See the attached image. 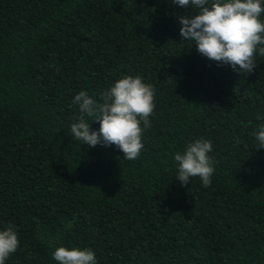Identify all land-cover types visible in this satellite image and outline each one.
<instances>
[{"label":"trees","instance_id":"trees-1","mask_svg":"<svg viewBox=\"0 0 264 264\" xmlns=\"http://www.w3.org/2000/svg\"><path fill=\"white\" fill-rule=\"evenodd\" d=\"M190 13L173 0H0V231L20 241L5 264H59L60 246L97 264H264V45L242 74L182 41ZM129 75L155 88L131 161L70 131L79 92L103 103ZM199 139L213 144L211 186H182L174 156Z\"/></svg>","mask_w":264,"mask_h":264},{"label":"clouds","instance_id":"clouds-1","mask_svg":"<svg viewBox=\"0 0 264 264\" xmlns=\"http://www.w3.org/2000/svg\"><path fill=\"white\" fill-rule=\"evenodd\" d=\"M180 7L195 9L196 14L181 16L182 41H192L197 51L210 60L231 65L242 74L256 67L255 54L264 45V13L262 0H173ZM264 56V47H259ZM239 66V69H237ZM155 88L144 82L142 76H126L102 93L103 103H97L86 91L79 92L73 104L79 105L76 123L71 125V135L83 145H115L124 153V159L135 160L144 147L142 133L151 127L150 115L154 112ZM86 118L100 123L95 131ZM257 119H264L258 116ZM143 124V127L141 126ZM256 140L264 147V125L256 133ZM212 141L199 139L189 144L183 153L177 152V180L187 186L199 177L203 187L211 186L215 172L214 161L209 156ZM72 227L71 224L68 225ZM20 241L14 226L0 231V264L15 253ZM53 258L59 264H97L91 248H56Z\"/></svg>","mask_w":264,"mask_h":264}]
</instances>
